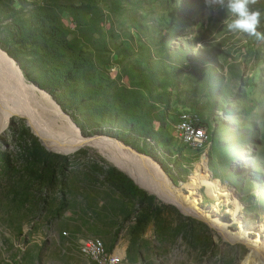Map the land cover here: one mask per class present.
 <instances>
[{"label": "rangeland", "instance_id": "374dc122", "mask_svg": "<svg viewBox=\"0 0 264 264\" xmlns=\"http://www.w3.org/2000/svg\"><path fill=\"white\" fill-rule=\"evenodd\" d=\"M252 7L264 33V0ZM227 19L215 0H0V49L47 95L6 89L0 72L1 103L14 94L64 141L57 104L80 134L150 157L199 208L186 214L155 193L128 192L98 148L53 150L26 115L11 113L0 130V264H97L76 245L93 236L122 252L119 264H254L249 239L264 227V39L229 32ZM195 126L203 138L187 143L180 128ZM201 159L203 183L190 188ZM215 179L218 199L206 194ZM241 224L246 241L224 238L220 228Z\"/></svg>", "mask_w": 264, "mask_h": 264}, {"label": "bare ground", "instance_id": "6f19581e", "mask_svg": "<svg viewBox=\"0 0 264 264\" xmlns=\"http://www.w3.org/2000/svg\"><path fill=\"white\" fill-rule=\"evenodd\" d=\"M0 72L3 76L9 81V84L6 83L7 87L11 86V89L15 90H21L22 92H30L31 88H35L37 92H39V95H44L47 97L46 93L40 89L39 87H36L32 83H25L22 76L20 75L19 68L16 66V64L13 62L12 59H10L1 49H0ZM7 82V81H6ZM11 83V84H10ZM3 89V88H2ZM5 91V90H4ZM3 92V90H2ZM20 92V91H19ZM41 95V96H42ZM3 96L8 98L11 102V106H7L6 104L1 103L0 100V130H2L6 124V121L11 113H20L23 115H26V118L30 125H32L34 131L40 136L43 143L56 151L60 152H68L73 150L74 148L88 144L90 146H94L99 149V151L115 166H117L119 169L123 170L125 173H127L137 185H139L141 188H144L151 193H155L159 199H161L164 202H169L177 206L182 212L186 214H192L196 215L198 211L197 201L191 196V195H183L179 191L175 190L172 187V184L169 182V180L161 173L157 165L151 160L150 157H146L136 153L135 150L133 151L130 146L124 145L122 142L107 138L104 136H91L86 137L79 132H77V127L73 125V123L65 116L60 115L56 112V110L59 111V107L54 105L53 114L61 120V122L64 124L65 128L67 129V132L64 135L63 140L61 141L59 138L57 139L56 136H54L51 131L44 130L41 126H38L34 122V120H30L29 113L26 112L24 107L25 103H23L22 100H19L17 97V101L14 98V94L12 93H5L3 92ZM20 96V95H18ZM4 97V99H5ZM22 98V97H21ZM20 98V99H21ZM46 99V98H45ZM9 102V103H10ZM24 108V109H23ZM57 114V115H56ZM186 115H183L185 117ZM198 128V130H201V128L195 126ZM190 132H193V129L190 130ZM81 135H79V134ZM203 136L201 138H198L195 142H200L202 140ZM135 159H138L137 163L139 165H142V167L148 171V174L151 178L149 181L147 178H144L139 172L135 171L128 161L126 160V157H132ZM206 171V165L204 159H201V167L198 169L192 177V180L188 183L190 188H193L195 186H199L203 183V176ZM206 194L212 198V199H218L219 197L224 195V188L221 187L218 183V180H214L212 184L207 185ZM236 206V205H235ZM236 211V210H235ZM236 214V213H235ZM234 214V215H235ZM240 215L236 216V220H239ZM244 225L241 224L240 230L236 233H226L223 228H220L224 238L228 240H236V241H246L245 237L249 233L243 227ZM250 242V248L252 250V257L248 258L247 262L254 261V264H260L264 261V227L257 230L255 232V236L249 239ZM78 250L79 252L85 256L86 258L96 262L97 264H119L122 260V255L120 250L112 249L111 251H108L106 247L104 246L102 240L97 237L92 238H85L81 239L78 244ZM91 255V256H90Z\"/></svg>", "mask_w": 264, "mask_h": 264}, {"label": "clouds", "instance_id": "9594fccd", "mask_svg": "<svg viewBox=\"0 0 264 264\" xmlns=\"http://www.w3.org/2000/svg\"><path fill=\"white\" fill-rule=\"evenodd\" d=\"M228 16L224 26L229 32L246 33L256 40L264 39L257 31L261 24V12L252 7L256 0H215Z\"/></svg>", "mask_w": 264, "mask_h": 264}, {"label": "trees", "instance_id": "16d2710c", "mask_svg": "<svg viewBox=\"0 0 264 264\" xmlns=\"http://www.w3.org/2000/svg\"><path fill=\"white\" fill-rule=\"evenodd\" d=\"M52 32H54L53 34H59V30L56 28H52ZM8 55H10L11 57H13L12 54L8 53ZM25 74V73H24ZM25 76L27 77V75L25 74ZM42 88L46 89L45 87L42 86ZM196 113V112H195ZM197 114V113H196ZM198 117V114H197ZM196 125H201V126H205L201 120L198 117V122ZM206 127V126H205ZM207 130V128H206ZM154 131L152 130V128L150 126H144L140 129V134L145 136V137H151L153 135ZM163 142L162 140L156 142V145L159 146L161 145ZM108 175H116L117 179L119 180V183L127 189L128 192L132 193V194H143V190L140 189L138 186H136L133 181L126 177L125 175H123L122 172L119 171H115V169L113 167H109L108 168Z\"/></svg>", "mask_w": 264, "mask_h": 264}, {"label": "built area", "instance_id": "2783aa9c", "mask_svg": "<svg viewBox=\"0 0 264 264\" xmlns=\"http://www.w3.org/2000/svg\"><path fill=\"white\" fill-rule=\"evenodd\" d=\"M180 131H183L187 135V143H193L197 141L198 138H201V136H203V130H198V128L196 127H193V132H186L181 128ZM78 241L79 239L77 240L76 245H78Z\"/></svg>", "mask_w": 264, "mask_h": 264}, {"label": "water", "instance_id": "95a60500", "mask_svg": "<svg viewBox=\"0 0 264 264\" xmlns=\"http://www.w3.org/2000/svg\"><path fill=\"white\" fill-rule=\"evenodd\" d=\"M4 53H5V51L4 50H2ZM6 54V53H5ZM7 55V54H6ZM8 56V55H7ZM9 57V56H8ZM10 59H12L11 57H9ZM13 60V59H12ZM17 66V65H16ZM18 67V66H17ZM36 86V85H35ZM37 87V86H36ZM54 101V100H53ZM54 103H55V101H54ZM56 104V103H55ZM57 105V104H56ZM58 106V105H57ZM121 170V169H120ZM122 172H124L123 170H121ZM125 173V172H124ZM127 176H129L127 173H125ZM130 177V176H129ZM130 179L133 181V183H135L134 182V180L130 177ZM136 184V183H135ZM137 185V184H136ZM139 188H141L139 185H137ZM141 189H143L145 192H147L148 193V191L146 190V189H144V188H141Z\"/></svg>", "mask_w": 264, "mask_h": 264}]
</instances>
